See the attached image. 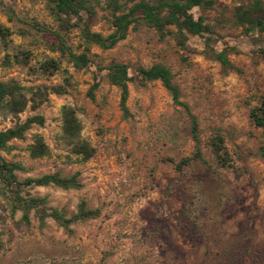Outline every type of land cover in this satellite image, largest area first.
Instances as JSON below:
<instances>
[{
	"label": "rangeland",
	"instance_id": "rangeland-1",
	"mask_svg": "<svg viewBox=\"0 0 264 264\" xmlns=\"http://www.w3.org/2000/svg\"><path fill=\"white\" fill-rule=\"evenodd\" d=\"M233 8L231 0H215L211 8H196L192 14L210 25L213 47L228 50L237 72L223 69L200 37L190 36L183 51L171 37L160 40L144 26L130 30L112 49L90 46V64L76 71L48 50L55 43L52 36L30 28L37 23L57 29L45 0H0V23L12 32L8 49L0 47V81L30 90L62 85L67 72L72 84L65 95L49 94L35 109L29 105L17 116L0 115V132L32 116L44 118L42 127L32 126L0 156L24 168L15 172L19 182L55 172L79 173L80 190H23L21 196L44 199L46 210L70 217L84 201L88 209L99 211L94 219L72 224L70 232L50 218L41 227L35 210L27 225L21 211L13 212L9 195L0 193V264H264V153L259 150L264 130L249 119L264 95V36H245L233 23ZM95 12L91 31L108 35V12L101 7ZM66 39L82 52L78 29ZM16 50L31 54L32 67L53 58L60 70L46 78L16 65L4 68L5 53ZM113 62L126 64L130 76L136 66L162 64L172 71L180 100L197 119L202 160L181 172L174 169L196 148L188 116L160 82L145 87L130 82V117L122 116L120 92L106 77ZM95 78L99 87L91 101L86 93ZM64 106L75 109L81 139L95 150L86 163H74L70 147L61 140ZM214 130L224 138L231 169L219 168L211 155L208 140ZM36 134L50 150L42 159L28 154Z\"/></svg>",
	"mask_w": 264,
	"mask_h": 264
},
{
	"label": "trees",
	"instance_id": "trees-1",
	"mask_svg": "<svg viewBox=\"0 0 264 264\" xmlns=\"http://www.w3.org/2000/svg\"><path fill=\"white\" fill-rule=\"evenodd\" d=\"M48 3L50 14L56 23V30H51L37 23L31 24L36 33L52 36L55 43L48 47L51 53H58L65 58L76 71L86 68L90 64V46H97L102 50L112 49L117 43L126 39L130 30L146 27L154 30L160 40L171 37L176 46L186 51L188 38L200 37L209 54L218 62L223 69L238 70L229 62L227 49L215 50V34L210 25L204 23V18H195L193 9L206 10L211 8L215 0H45ZM137 1V2H136ZM234 4L232 19L236 27L240 28L245 36H264V3L262 0H231ZM96 7H101L108 12V23L111 33L103 36L91 31V21L94 19ZM72 29H78L80 34L79 49L77 53L66 39V35ZM12 32L0 23V47L7 50ZM31 54L26 51L16 50L12 54L5 53L3 67L9 68L13 65L26 68L32 75L52 77L60 70L58 60L48 58L38 62L35 67L30 66ZM106 77L111 86L120 92L119 108L124 118L130 117L127 106L129 97L128 84L137 83L139 87H145L150 82H160L162 87L169 93L173 104L181 107L190 121L191 137L195 144V153L191 158L182 159L174 165L177 172L196 160H202L198 149L199 128L196 117L191 113L187 104L180 100V92L174 84V74L162 65L153 64L148 68L134 67V76L129 75V67L124 63H111L106 69ZM62 85L42 86L26 90L15 81H0V115L7 114L17 116L23 113L30 105L32 109L37 108L47 101L49 94L62 96L72 86L71 77L65 72ZM99 87V82L94 79L93 84L87 90V97L95 100L94 93ZM28 91V92H27ZM29 93V95H28ZM249 119L255 128L264 130V95H262L255 107L249 112ZM44 118L36 115L27 118L23 123L15 124L13 127L0 132V152L10 150L9 142L12 140H23L25 134L32 126L42 127ZM81 124L76 116L75 109L64 106L61 110V140L70 147V152L75 156L74 163H86L95 154V150L89 143L81 139ZM208 147L219 168H233L230 155L225 147L224 138L219 130H214L208 140ZM264 153V145L259 148ZM31 159H42L50 154L48 146L41 135L36 134L28 147ZM169 163H173L167 160ZM24 168L19 163H10L0 156V193L8 194L11 199L12 210L21 211V221L29 224V214L35 210L39 225L45 224V219H52L59 227L70 232V226L78 222H84L98 217V210L88 209L86 203L81 201L77 212L66 217L63 211L57 209H45L46 201L41 198L31 197L29 194L21 196L24 189L34 187L53 186L62 190H80L82 184L79 173L75 172L69 176H62L55 172L45 174L38 178H28L19 182L15 172Z\"/></svg>",
	"mask_w": 264,
	"mask_h": 264
}]
</instances>
